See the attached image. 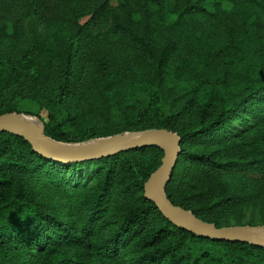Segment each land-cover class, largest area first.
<instances>
[{
	"label": "trees",
	"instance_id": "16d2710c",
	"mask_svg": "<svg viewBox=\"0 0 264 264\" xmlns=\"http://www.w3.org/2000/svg\"><path fill=\"white\" fill-rule=\"evenodd\" d=\"M116 1L0 0V114L35 101L65 143L176 132L169 199L219 227L264 224V0ZM174 64L221 75L164 107ZM162 155L63 163L0 133V264H264V246L198 236L144 197Z\"/></svg>",
	"mask_w": 264,
	"mask_h": 264
},
{
	"label": "water",
	"instance_id": "95a60500",
	"mask_svg": "<svg viewBox=\"0 0 264 264\" xmlns=\"http://www.w3.org/2000/svg\"><path fill=\"white\" fill-rule=\"evenodd\" d=\"M22 112L0 114V133L8 132L27 141L32 150L44 158L68 163L107 157L143 146H156L163 152L160 165L143 185V195L154 202L172 224L212 240L242 241L264 246V224L217 226L202 220L191 210L175 205L166 194L180 153V137L165 128L125 131L79 143H65L46 136L41 121Z\"/></svg>",
	"mask_w": 264,
	"mask_h": 264
},
{
	"label": "rangeland",
	"instance_id": "374dc122",
	"mask_svg": "<svg viewBox=\"0 0 264 264\" xmlns=\"http://www.w3.org/2000/svg\"><path fill=\"white\" fill-rule=\"evenodd\" d=\"M111 3L116 5L117 1L111 0ZM199 62L206 63L204 60H199ZM184 69L186 71L181 72L178 64L171 65L165 69L164 84L161 89L164 92L163 96H161V99L163 98L161 101L164 107L170 105L174 97L186 92L191 86H197L202 84V82L214 80L216 77L221 75L217 73L216 70H209V68L204 65H200L198 67L189 66ZM38 106L39 104L35 101L23 100L19 103V110L22 113H24V111H35ZM38 108L39 116H32L41 121L46 118L47 110L44 107Z\"/></svg>",
	"mask_w": 264,
	"mask_h": 264
},
{
	"label": "bare ground",
	"instance_id": "6f19581e",
	"mask_svg": "<svg viewBox=\"0 0 264 264\" xmlns=\"http://www.w3.org/2000/svg\"><path fill=\"white\" fill-rule=\"evenodd\" d=\"M35 121H37L35 118H34Z\"/></svg>",
	"mask_w": 264,
	"mask_h": 264
}]
</instances>
